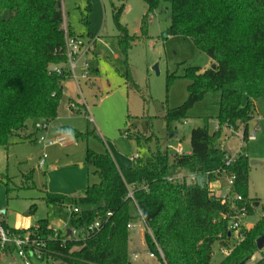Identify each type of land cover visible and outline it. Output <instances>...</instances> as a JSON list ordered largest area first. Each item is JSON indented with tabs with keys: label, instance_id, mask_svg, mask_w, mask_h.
<instances>
[{
	"label": "trees",
	"instance_id": "1",
	"mask_svg": "<svg viewBox=\"0 0 264 264\" xmlns=\"http://www.w3.org/2000/svg\"><path fill=\"white\" fill-rule=\"evenodd\" d=\"M143 1L147 12L142 24L160 3H168L166 34L190 38L213 66L202 74L199 68L188 69V99L166 112L167 125L185 118L207 92L216 91L220 93L218 130L211 134L207 126L191 130L190 155L170 157L168 151H157L128 169L117 168L108 154L87 150L98 183L88 186L81 197L46 194L44 200L71 210L70 228L83 229L100 222L99 232L82 241L53 239L47 220L27 230L12 229L1 221L6 230L45 241L41 261L131 264L127 225L139 217L126 198L132 186L136 206L151 232L144 234L146 248L160 264H210L215 242L231 238L226 219L231 210L208 188V182L216 178L213 172L234 176L233 191L242 198L238 201L241 212L251 213L243 201L247 198L249 159L239 153L226 165L228 154L216 143L223 128L236 131L239 126L243 141H247V124L254 114L252 100L264 96V0ZM123 10V4L114 9L113 19L120 42L128 43L133 37L119 22ZM64 43L61 0H0V147L7 149L11 137L27 130V122L50 123L56 118L66 74L53 73L51 67L65 62ZM182 169L209 174L195 184L166 181ZM263 234L264 206L258 222L244 231V239L218 264H245L258 252L256 241ZM255 264H264V255Z\"/></svg>",
	"mask_w": 264,
	"mask_h": 264
},
{
	"label": "rangeland",
	"instance_id": "2",
	"mask_svg": "<svg viewBox=\"0 0 264 264\" xmlns=\"http://www.w3.org/2000/svg\"><path fill=\"white\" fill-rule=\"evenodd\" d=\"M66 29L85 40L94 39L91 52L75 70L78 81L66 78L62 83V98L57 116L47 129L36 130L40 120L27 122V130L9 139L7 149L0 147V210L8 227L27 230L41 220L61 235L70 228V212L65 207L49 205L46 194L81 197L88 186L98 183L94 167L87 160V150L95 154H108L119 169H128L151 154L182 146L183 152L191 151V130L207 126L214 131L220 109V93L207 92L186 113L182 120L167 125L165 114L184 104L189 96V68H199L204 73L211 68V60L194 42L184 36H169L170 5L162 2L148 15L143 0H61ZM124 5L119 18L132 40L120 42L113 19V10ZM91 37V38H90ZM87 63L88 76L80 78L83 64ZM246 101V99H245ZM244 101V102H245ZM74 108H71V105ZM84 104L88 113L83 114ZM255 120L259 122L256 140L243 141L242 126L237 131L223 128L217 145L234 156L245 154L250 165L247 198L251 213H243L235 201L234 191L227 193V178L220 175L210 183L212 194L228 199L231 210L227 219L239 222L237 232L230 239L220 238L213 245L210 264L221 263L244 239L243 233L256 224L264 206V96L252 100ZM71 108V110H70ZM254 123L247 125L253 131ZM70 130L74 143L66 146L44 148L39 139L54 140L57 135ZM175 134V135H174ZM170 135L172 137L170 138ZM24 136L30 137L24 139ZM77 138H74V137ZM139 137V141L136 139ZM170 147V149H168ZM45 163L39 167L40 158ZM139 160L133 162V157ZM185 173L187 171H184ZM128 257L131 264H160L149 258L144 234L150 230L139 228V221L131 222ZM131 253L137 255L135 261ZM264 249L258 251L245 264H255ZM31 264H53L31 257ZM0 264H23L16 252H0Z\"/></svg>",
	"mask_w": 264,
	"mask_h": 264
},
{
	"label": "built area",
	"instance_id": "3",
	"mask_svg": "<svg viewBox=\"0 0 264 264\" xmlns=\"http://www.w3.org/2000/svg\"><path fill=\"white\" fill-rule=\"evenodd\" d=\"M65 30V43H64V57H65V62L60 65H54L51 67V71L53 73H56L58 75H62L63 73L66 74V78H72L74 81H78V76L75 74V70L78 67V64L88 56V54L91 52V48L95 42L94 39H88L85 40L80 36H70L68 34V31L66 27H64ZM87 63L83 64V69H82V74L80 75V78L85 80L88 76L87 72ZM83 107V114L88 113L87 107L82 104ZM71 108H74V105L72 104L70 106ZM70 108V110H71ZM75 109V108H74ZM49 123H38L36 124L35 128L36 130L40 131L42 129H47ZM218 130V126L215 124L214 131ZM259 130L258 126H255L253 128V131L248 132L247 134V141H254L256 140L257 132ZM39 142L43 144L44 148L49 147V146H66L74 143V139L69 135V133H63L60 135H57L54 140L46 141L43 137L39 139ZM170 149V147H168ZM173 151L174 155H190V153H184L183 148L181 145H179L176 148H171ZM239 154V153H238ZM237 155L231 156L228 155L225 158L226 165H229L230 163L234 162L236 159ZM45 158L46 156L43 155L40 160H39V167H42L45 163ZM139 156L135 155L133 157V161L138 159ZM184 171H187L185 169L178 170L176 171L173 175L168 176L166 178V181L168 183H171L173 185L177 184H195L197 182H202L206 180L207 176L209 173H203V172H190L187 171L186 173ZM215 180L220 176V175H225L227 178V193H231L233 191V184H234V176L233 175H228L226 174L225 171L222 172H213ZM214 180V181H215ZM213 182V181H212ZM211 182H208V188L210 186ZM133 187L128 188L127 191V196L126 198L130 201V204L135 208V211L137 212V215L139 216L137 221H139V228L142 227V230L147 228V224L145 220L143 219L140 211L138 210L136 206V202L134 199L133 195ZM210 190V188H209ZM211 191V190H210ZM212 193V191H211ZM213 195V194H212ZM226 200L228 199H220L221 203L226 204ZM235 201H242V198L239 195L235 196ZM69 212L71 211L68 209ZM74 212H77L76 209H74ZM1 211H0V252L4 253H11V252H16L17 256L21 259L23 264H31V257H35L36 259L41 261V257L43 255V250L46 247V242L39 239L38 237H31L28 233L26 234H16L13 231L6 230L2 224H1ZM110 214H108L109 216ZM136 226H134L131 222L127 225V229H135ZM101 229V224L100 222H95L91 225H89L86 228L83 229H73L69 228L70 230V235H67V230L61 235L58 231L52 229L54 233V238L57 239V237H63V238H71L74 240H85L89 235L99 232ZM239 229V222L237 221H232L228 230L232 232H237ZM63 241V239H62ZM10 250H12L10 252ZM223 253L226 255L230 254V251H223ZM149 258H156L155 255L151 252H147ZM160 256L163 258L162 253L159 251ZM132 258L136 261L137 260V255L135 253H131Z\"/></svg>",
	"mask_w": 264,
	"mask_h": 264
},
{
	"label": "water",
	"instance_id": "4",
	"mask_svg": "<svg viewBox=\"0 0 264 264\" xmlns=\"http://www.w3.org/2000/svg\"><path fill=\"white\" fill-rule=\"evenodd\" d=\"M212 68H213V66H212ZM170 137H172V135H170ZM252 164H257V162L251 161L250 165H252ZM4 213H5V211L2 210L1 214H4ZM67 235H70L69 229H67ZM229 236H230V234H229ZM256 248L258 251H262L264 249V234L259 239H257Z\"/></svg>",
	"mask_w": 264,
	"mask_h": 264
},
{
	"label": "crops",
	"instance_id": "5",
	"mask_svg": "<svg viewBox=\"0 0 264 264\" xmlns=\"http://www.w3.org/2000/svg\"><path fill=\"white\" fill-rule=\"evenodd\" d=\"M64 27H66L65 23H64ZM94 39L96 40V38H94ZM94 43H95V42H94ZM211 63H212V62H211ZM260 120H261L260 118L257 119V120H255L254 115H253L252 119L248 122V124H249V123H252V122H255V123H254V127H255V126H258V127H259L258 124H259ZM248 124H247V125H248ZM239 129H240V126H239ZM239 129H238V130H239ZM238 130H237V131H238ZM64 133H65V132H64ZM174 135H175V134H174ZM25 137H26V136H24V138H25ZM170 138H171V137H170ZM189 153H190V152H189ZM117 168H118V167H117ZM0 211H2V210H0ZM5 223H6V222H5ZM251 227H252V226H251ZM50 228H51V227H50ZM16 230H20V229H16Z\"/></svg>",
	"mask_w": 264,
	"mask_h": 264
}]
</instances>
